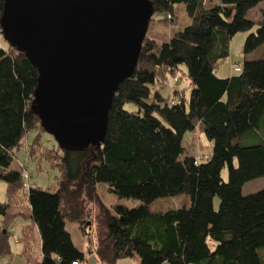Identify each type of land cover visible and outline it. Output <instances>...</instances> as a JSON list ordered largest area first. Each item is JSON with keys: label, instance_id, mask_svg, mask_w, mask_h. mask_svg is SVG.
Returning <instances> with one entry per match:
<instances>
[{"label": "trees", "instance_id": "1", "mask_svg": "<svg viewBox=\"0 0 264 264\" xmlns=\"http://www.w3.org/2000/svg\"><path fill=\"white\" fill-rule=\"evenodd\" d=\"M149 1L153 17L166 15V21H173L175 5H184L190 24L162 45L146 36L132 77L114 95L99 146L67 151L48 136L51 148L43 149L39 142L47 134L32 110L38 72L23 53L7 43L0 47V182L6 185L0 228L12 203L25 197L29 223L40 239L36 264L86 262L65 229L67 222L89 237L96 264L134 256L139 264H264V189L243 195L246 183L264 177V57L235 66L239 72L234 67L228 78L216 76L235 35L255 28L244 42L245 55L264 46V8L259 9L264 0ZM3 6L0 0V19ZM257 9L258 19H249ZM180 66L190 94L186 98L172 90L166 99L161 90L168 75L178 83ZM196 127L217 146L205 161L185 154L184 136ZM244 138L252 144L244 145ZM20 151L24 166L11 169ZM37 153L58 170L52 192L22 177L28 173L25 160ZM99 184L139 205L109 208L99 199ZM177 195L188 196L189 205L151 212L155 201ZM91 204L98 210L97 227L87 220ZM15 229L23 239L24 229ZM11 235L12 228L0 230V264L11 254ZM210 242L222 248L218 255Z\"/></svg>", "mask_w": 264, "mask_h": 264}, {"label": "water", "instance_id": "2", "mask_svg": "<svg viewBox=\"0 0 264 264\" xmlns=\"http://www.w3.org/2000/svg\"><path fill=\"white\" fill-rule=\"evenodd\" d=\"M153 14L149 0H4L2 38L37 70L32 110L61 149L104 142Z\"/></svg>", "mask_w": 264, "mask_h": 264}, {"label": "rangeland", "instance_id": "3", "mask_svg": "<svg viewBox=\"0 0 264 264\" xmlns=\"http://www.w3.org/2000/svg\"><path fill=\"white\" fill-rule=\"evenodd\" d=\"M208 7H210L207 4ZM264 8V3L259 7V9ZM252 11L248 18L251 20H256L259 17L258 10ZM173 21H166V15L154 16L151 25L148 27L147 38L154 40L158 45L167 43L169 39L176 33L181 32L186 26L190 24V19L187 17L184 11V5H175L173 10ZM255 28L251 32L239 33L235 35L228 43V57L223 60L216 69V76L218 78L224 79L234 75L233 68L235 66H241L245 61H252L254 59H261L264 57V46L255 50L253 53L245 55L243 53V46L246 38L250 33H253ZM5 41L0 33V47H5ZM178 83H173V76L168 75L167 83L168 85L161 90V94L164 98L170 99L173 97V91L182 92L187 98L190 94V84L187 79L186 69L184 66L179 67V72L177 73ZM132 106H127L126 109H132ZM199 128H195L193 133H187L184 136L183 146L185 148V154L188 156H193L196 158H202L203 156H212L214 154V149L216 144L208 140L204 134L200 133ZM33 136V134H32ZM49 135H43L40 139V145L43 149H50L52 143L49 141ZM31 137V136H29ZM30 142V139H28ZM27 142V141H26ZM242 143L244 145H250L252 142L243 139ZM25 153L27 150L25 149ZM28 154V153H27ZM26 154V156H27ZM16 159L11 165V169H17L19 165L24 163V153L22 151L16 153ZM204 158V157H203ZM25 167L27 169L28 181L35 187L53 191L56 188V178L58 177V170L52 168L48 162L41 158L40 154L37 153L35 159L25 160ZM18 166V167H17ZM227 169H223L221 172V177L224 182L227 181L228 174ZM28 185V184H27ZM25 189V188H24ZM264 189V177L250 181L246 183L243 187V195H250L257 193ZM97 194L101 202L112 208L116 205H122L127 208H133L139 205V202L134 199H119L116 195L112 194L107 185L99 184L97 185ZM6 200V185L0 182V203ZM189 197L186 195H177L174 197L163 198L155 201L151 206L150 210L152 213H163L169 210L179 209L184 205H189ZM219 199L216 197L214 199V207L218 209ZM90 206L91 216L87 218L91 221L93 227H97L96 214L97 207L95 204ZM29 212L28 206L25 201V197L20 200L14 201L11 207L7 210L6 218L3 219L1 229L12 228V235L9 239V247L11 254L9 257L4 258L3 264H36L41 260L40 253V239L37 231L33 229L32 225L29 223ZM0 217V224H1ZM90 223V222H89ZM22 227L24 229L23 239L17 236L18 230L15 228ZM65 229L69 233L74 246L85 255V264H96V258L93 253V246L89 243V237L85 236L79 229L76 223H66ZM16 230V233H15ZM13 237H17L18 241L14 244ZM22 241L26 243L29 251L26 254L23 253ZM95 244L93 238V245ZM210 248L213 255H218V249L222 248L215 242H210ZM117 264H139V259L134 256L133 258L122 259L117 262Z\"/></svg>", "mask_w": 264, "mask_h": 264}, {"label": "built area", "instance_id": "4", "mask_svg": "<svg viewBox=\"0 0 264 264\" xmlns=\"http://www.w3.org/2000/svg\"><path fill=\"white\" fill-rule=\"evenodd\" d=\"M239 70H240V69H239L238 67H235V68H234V71H235V72H239ZM176 81H177V80L174 79V82H176ZM203 157H204V158H203ZM203 157H202V158H198V159H199V160H203V161H205V160L208 159V156H203ZM22 177H23L24 180H28V175H27V173L24 172V171L22 172ZM24 188H25V190H28L29 187H28L27 184H25V185H24ZM13 240H14L15 243L18 241L17 237H13ZM73 264H82V263H76V262H75V263H73Z\"/></svg>", "mask_w": 264, "mask_h": 264}, {"label": "crops", "instance_id": "5", "mask_svg": "<svg viewBox=\"0 0 264 264\" xmlns=\"http://www.w3.org/2000/svg\"><path fill=\"white\" fill-rule=\"evenodd\" d=\"M35 232H36V229H35ZM80 250V249H79ZM85 264V263H84Z\"/></svg>", "mask_w": 264, "mask_h": 264}, {"label": "bare ground", "instance_id": "6", "mask_svg": "<svg viewBox=\"0 0 264 264\" xmlns=\"http://www.w3.org/2000/svg\"><path fill=\"white\" fill-rule=\"evenodd\" d=\"M14 244H15V242H14Z\"/></svg>", "mask_w": 264, "mask_h": 264}]
</instances>
